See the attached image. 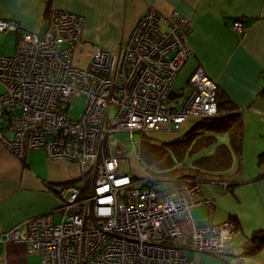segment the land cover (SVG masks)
<instances>
[{
  "label": "built area",
  "instance_id": "built-area-1",
  "mask_svg": "<svg viewBox=\"0 0 264 264\" xmlns=\"http://www.w3.org/2000/svg\"><path fill=\"white\" fill-rule=\"evenodd\" d=\"M232 27L245 29L240 19ZM189 28L179 11L148 7L113 52L83 41L82 15L53 8L41 32L21 34L14 54H0V141L18 157L43 149L82 168L78 179L57 187L58 221L51 212L30 218L24 235L0 222L1 242L27 241L42 264H198L191 251L231 249L232 218L196 224L192 216L200 204L209 217L214 212L200 183L167 180L168 189H157L153 178L123 172L118 154L107 152L111 132L169 141L218 112V85L201 65L181 103L180 91L173 104L165 102L192 53ZM18 29L0 18V33ZM77 96L85 108L73 118L68 111Z\"/></svg>",
  "mask_w": 264,
  "mask_h": 264
},
{
  "label": "crops",
  "instance_id": "crops-1",
  "mask_svg": "<svg viewBox=\"0 0 264 264\" xmlns=\"http://www.w3.org/2000/svg\"><path fill=\"white\" fill-rule=\"evenodd\" d=\"M148 7L167 15L177 10L188 18L187 39L192 53L183 65L188 79L201 65L237 109L264 120V0H0V18L19 23L17 31L0 33V54H14L21 34L41 32L53 8L83 16L84 42L118 50L119 42ZM237 19L245 25L241 32L232 27ZM246 148L243 138L240 161L234 156L230 169L231 173L236 171L240 163L235 187L227 190L223 182L215 181L201 184L214 212L209 217L208 205L194 206L196 224L230 217L237 225L229 251H191L190 257L198 264H264V248L250 255L240 254L250 245L252 233L264 229V157L259 158V147L252 146L253 153L247 158ZM69 180L62 159L49 158L43 149H29L18 157L0 141L3 230L19 226L24 235L26 220L50 212L54 219L57 214L61 216L56 211L60 205L57 187ZM29 246L25 240L0 241V264H42L40 255Z\"/></svg>",
  "mask_w": 264,
  "mask_h": 264
},
{
  "label": "trees",
  "instance_id": "trees-1",
  "mask_svg": "<svg viewBox=\"0 0 264 264\" xmlns=\"http://www.w3.org/2000/svg\"><path fill=\"white\" fill-rule=\"evenodd\" d=\"M217 106L215 115L193 121L185 133L169 141L159 142L142 136L137 156L147 167H152L145 176L153 178L155 183L188 179L200 186L203 182L215 181L230 183L227 190L235 187L240 163L236 171L231 173L230 169L234 156L240 161L242 152V112L233 100L219 91ZM220 134H228L227 140L220 141ZM209 147L213 148L211 152L200 153ZM260 248H264V229L252 233L250 245L240 254L250 255Z\"/></svg>",
  "mask_w": 264,
  "mask_h": 264
},
{
  "label": "rangeland",
  "instance_id": "rangeland-1",
  "mask_svg": "<svg viewBox=\"0 0 264 264\" xmlns=\"http://www.w3.org/2000/svg\"><path fill=\"white\" fill-rule=\"evenodd\" d=\"M125 39H126V35L124 36V39L119 42V47H121ZM112 50L113 52L118 51L116 50V48ZM172 88L175 89L177 92L179 91L182 92L177 102H175V104L178 105L181 103L182 99L185 97L189 89L188 72L185 66L179 71L177 77L175 78V81L173 82ZM165 102L167 104H173L174 99L166 100ZM71 104L72 107L69 109L68 113L73 118H79L85 108L84 97L77 96L73 98L71 100ZM242 127L244 130L243 138L245 140V147L247 146L245 153L247 158L251 156L253 153L252 146L259 147L258 149L259 158L264 157V120L260 121V119L257 118V114H251V113L249 114V112H242ZM141 137L142 134L139 132L134 133L132 138V136L130 137V134L126 131H114L109 134L107 139V145L110 148L111 153L118 154L119 158L121 159L120 169L123 172L124 171L128 172L130 176L134 175L135 177H146L145 175H148L147 172L152 168V167H147V164H145V162H141L138 159L137 149ZM227 138H228V134H220L219 136L220 141L223 140L226 141ZM212 150L213 148L209 147L200 153H207V152H211ZM188 159L190 160L191 158ZM62 160L65 161L66 179L75 180L82 175V168L79 163L72 162L66 159H62ZM207 184H208L207 182H203L202 186H206ZM155 187L157 189H163V190L168 189L170 187V182L168 181L158 182L155 184ZM60 217H61L60 214L55 215V221H58ZM195 217L196 216H194V218Z\"/></svg>",
  "mask_w": 264,
  "mask_h": 264
},
{
  "label": "water",
  "instance_id": "water-1",
  "mask_svg": "<svg viewBox=\"0 0 264 264\" xmlns=\"http://www.w3.org/2000/svg\"><path fill=\"white\" fill-rule=\"evenodd\" d=\"M177 95H178V92L175 90V89H171L170 91H169V93H168V97L170 98V99H173V98H176L177 97ZM223 185L224 186H228V185H230V183H223Z\"/></svg>",
  "mask_w": 264,
  "mask_h": 264
},
{
  "label": "bare ground",
  "instance_id": "bare-ground-1",
  "mask_svg": "<svg viewBox=\"0 0 264 264\" xmlns=\"http://www.w3.org/2000/svg\"><path fill=\"white\" fill-rule=\"evenodd\" d=\"M186 132V130L184 131V133Z\"/></svg>",
  "mask_w": 264,
  "mask_h": 264
}]
</instances>
